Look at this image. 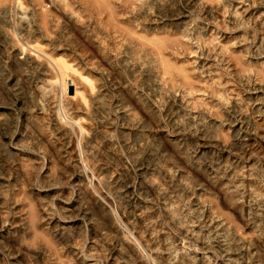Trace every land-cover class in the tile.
<instances>
[{"label": "rangeland", "instance_id": "rangeland-1", "mask_svg": "<svg viewBox=\"0 0 264 264\" xmlns=\"http://www.w3.org/2000/svg\"><path fill=\"white\" fill-rule=\"evenodd\" d=\"M20 1L0 264H264V0Z\"/></svg>", "mask_w": 264, "mask_h": 264}, {"label": "bare ground", "instance_id": "bare-ground-1", "mask_svg": "<svg viewBox=\"0 0 264 264\" xmlns=\"http://www.w3.org/2000/svg\"><path fill=\"white\" fill-rule=\"evenodd\" d=\"M19 1V3H22L20 0H18ZM108 6V5H107ZM110 7V6H109ZM108 8V7H107ZM33 46V45H32ZM156 46V45H155ZM39 47V46H38ZM37 49V48H36ZM60 58V57H59ZM164 59V58H163ZM58 63H59V67H61L62 69H64V75L63 76H68V74L67 73H69V72H67L68 70H75V71H78V70H76V69H74L66 60H64L63 58L60 60V59H58V61H57ZM163 62V61H162ZM166 62V61H165ZM57 66H58V64H57ZM62 71V70H61ZM63 72V71H62ZM76 73H79V72H76ZM167 73V72H166ZM81 75V74H80ZM67 76H66V78H67ZM83 78V77H82ZM74 79V78H73ZM84 79L87 81V83H89L90 85H91V90L93 89V83H92V80H90L88 77H85L84 76ZM52 80V79H51ZM57 81V80H56ZM63 81V80H62ZM51 83H53V82H51ZM55 84V83H54ZM89 86V85H88ZM61 87H63L62 88V90L64 91V92H67V89H68V85H67V80H64L63 81V83H62V85H61ZM93 91V90H92ZM63 92V93H64ZM78 92V91H77ZM79 93V92H78ZM83 93V92H82ZM81 93V97H82V100L85 102V103H88L87 102V98H86V96L84 95V94H82ZM65 94V93H64ZM223 96V95H222ZM64 97V96H63ZM65 98V97H64ZM65 101V100H64ZM63 105V104H62ZM58 108V107H57ZM67 108V107H66ZM66 110V109H65ZM63 114V113H62ZM64 115V114H63ZM69 115V114H68ZM63 117V116H62ZM63 119V118H62ZM76 122H78L79 123V127L81 128V129H83V127H82V125L80 124V121L79 120H77ZM77 123V124H78ZM84 130V129H83Z\"/></svg>", "mask_w": 264, "mask_h": 264}]
</instances>
